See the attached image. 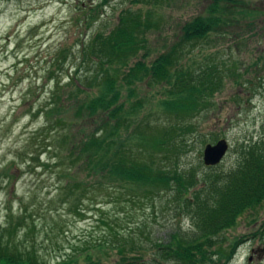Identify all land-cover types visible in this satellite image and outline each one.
I'll return each instance as SVG.
<instances>
[{
  "label": "rangeland",
  "instance_id": "rangeland-1",
  "mask_svg": "<svg viewBox=\"0 0 264 264\" xmlns=\"http://www.w3.org/2000/svg\"><path fill=\"white\" fill-rule=\"evenodd\" d=\"M213 1L159 0L146 32L148 60L168 50L179 39L183 25L204 15ZM234 1V7L229 4L231 8L225 10L219 32L195 44L185 57L191 66L218 64L223 87L213 95L210 108L188 121L189 130H183L179 138L183 142L156 157L163 167H179L192 174L196 186L191 196L200 191L204 179L238 168L243 147L264 136V0ZM100 4L91 21L90 14ZM127 8L137 6L131 0H0V224L17 226L16 245L35 248L49 263L70 258L74 264H87L89 253L93 260L115 264L121 260L119 244L123 242L128 261L141 257L154 262L157 242H168L177 232L192 238L196 231L173 191L153 197L137 192L134 200L122 197L118 204L86 184L84 193L70 198L68 184L74 187L78 181L75 174L62 173L69 161L56 162L57 153L47 146L48 135L38 134L45 125L38 111L49 103L55 83L61 82L62 92L69 91V77L77 68L80 74L86 70L82 43L99 32L109 33ZM140 87L146 105L136 122L170 125L158 106L163 94L146 84ZM79 130L89 132V124L81 121L71 131ZM221 139L230 146L226 157L217 166H206V146ZM59 153L65 157L67 151ZM77 175L91 183L86 182V173ZM116 214L119 227L114 224L112 231L106 221ZM263 233L264 202L221 237L227 256L233 243L240 244L232 258L218 256L215 264H264V255L251 263L248 260L253 249L264 248ZM102 242L106 246L98 249Z\"/></svg>",
  "mask_w": 264,
  "mask_h": 264
},
{
  "label": "trees",
  "instance_id": "trees-1",
  "mask_svg": "<svg viewBox=\"0 0 264 264\" xmlns=\"http://www.w3.org/2000/svg\"><path fill=\"white\" fill-rule=\"evenodd\" d=\"M131 2L137 8L124 9L114 29L99 32L82 43L86 70L80 74L77 68L76 74L69 77V91L62 92L61 82L55 83L49 103L39 108L45 125L38 134L48 135L47 146L57 153L56 162L62 165L68 159L69 166L62 173L68 177L75 174L78 181L74 187L68 184L70 198L84 193L86 184L94 188L93 192H105L118 204L122 197L134 200L137 192L153 197L173 191L177 202L193 219V237L177 232L170 241L157 242L154 262L141 257L128 261L126 244L119 242L122 256L115 264H215L218 256L227 257L228 261L240 243H233L227 256L221 248V237L236 227L245 213L264 202V136L243 147L238 168L204 179L200 191L192 196L191 190L196 186L192 174L186 175L179 167H163L156 157L183 142L179 138L183 130H189L188 121L210 108L213 95L222 89L218 64L208 61L197 62L199 67L191 66L185 57L195 44L219 32L225 23V10L237 1L214 0L204 15L183 25L182 34L168 50L151 61L146 32L152 26L153 8L159 0ZM144 6L151 7L143 9ZM100 7L97 5L90 14L91 21ZM143 50L146 53L141 55ZM141 84L163 94L158 106L170 125L136 122L146 105V98L140 94ZM81 121L89 124V132L79 130L73 134L71 130ZM65 151L67 154L62 157L59 152ZM78 172L86 173V182L91 183L80 180ZM110 217L111 222L106 221V225L113 231L114 224L119 227V215ZM17 229L15 225L4 228L0 224V264H74L70 258L49 263L35 248L21 249L14 242ZM105 246L102 242L96 247ZM86 260L87 264H103L89 253Z\"/></svg>",
  "mask_w": 264,
  "mask_h": 264
},
{
  "label": "water",
  "instance_id": "water-1",
  "mask_svg": "<svg viewBox=\"0 0 264 264\" xmlns=\"http://www.w3.org/2000/svg\"><path fill=\"white\" fill-rule=\"evenodd\" d=\"M230 146L226 139L219 140L216 144H208L204 151V163L207 166H217L226 157Z\"/></svg>",
  "mask_w": 264,
  "mask_h": 264
},
{
  "label": "flooded vegetation",
  "instance_id": "flooded-vegetation-1",
  "mask_svg": "<svg viewBox=\"0 0 264 264\" xmlns=\"http://www.w3.org/2000/svg\"><path fill=\"white\" fill-rule=\"evenodd\" d=\"M262 255H264V248L263 247H258V248L253 249L251 251V254L248 257V260L251 263L255 258L263 257Z\"/></svg>",
  "mask_w": 264,
  "mask_h": 264
}]
</instances>
